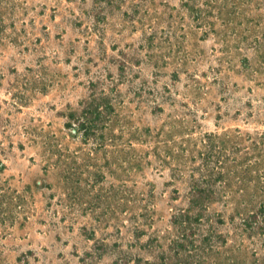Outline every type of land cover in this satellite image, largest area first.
<instances>
[{
    "label": "rangeland",
    "instance_id": "obj_1",
    "mask_svg": "<svg viewBox=\"0 0 264 264\" xmlns=\"http://www.w3.org/2000/svg\"><path fill=\"white\" fill-rule=\"evenodd\" d=\"M175 240L264 264V0H0V264Z\"/></svg>",
    "mask_w": 264,
    "mask_h": 264
},
{
    "label": "trees",
    "instance_id": "obj_2",
    "mask_svg": "<svg viewBox=\"0 0 264 264\" xmlns=\"http://www.w3.org/2000/svg\"><path fill=\"white\" fill-rule=\"evenodd\" d=\"M212 195V192L205 189V188H195V192H194V198L192 199V204H194L195 206H197L198 212L197 214L192 217L188 214H181L180 217L181 219L177 217L174 218V222H181L183 220V218L185 219H191V218H195L198 219L200 217V215L202 214V208L205 206L206 201H208L210 199ZM185 244L183 242H179L177 240H175L173 242V246L172 249L174 250L175 256L176 257H165L163 256V258L161 259V263L160 264H187V260L185 258L180 260L179 255L181 254V250L182 248L184 249ZM174 258V259H173Z\"/></svg>",
    "mask_w": 264,
    "mask_h": 264
}]
</instances>
